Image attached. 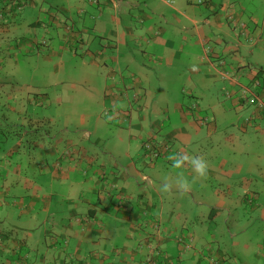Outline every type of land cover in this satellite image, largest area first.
Masks as SVG:
<instances>
[{
	"label": "crops",
	"instance_id": "0c3cea01",
	"mask_svg": "<svg viewBox=\"0 0 264 264\" xmlns=\"http://www.w3.org/2000/svg\"><path fill=\"white\" fill-rule=\"evenodd\" d=\"M257 72L264 0H0V264H264Z\"/></svg>",
	"mask_w": 264,
	"mask_h": 264
},
{
	"label": "built area",
	"instance_id": "2783aa9c",
	"mask_svg": "<svg viewBox=\"0 0 264 264\" xmlns=\"http://www.w3.org/2000/svg\"><path fill=\"white\" fill-rule=\"evenodd\" d=\"M211 1L212 0H199V3L205 4V3H210ZM93 2L94 3L98 2V0H93ZM226 19L228 20L229 23H231L234 26H237V25H239L240 27L244 26V23L238 22L235 20V16L231 8L227 9ZM229 74H230L229 72L222 70L220 73V78L223 80H229L230 78ZM260 74L259 73L256 74V77L253 79V82H252V88L255 90V93L252 91H248V89L247 90L244 89L243 91L240 92L239 97L243 99V96H242L243 92L245 93L248 91L249 96H245V98L248 100V103L254 104L257 108L260 109V111H262V113H264V97L259 92L260 89H258L261 87V81H260V78L258 77ZM246 119H247V122H249L250 119L249 118H246ZM201 122H204V120H201ZM142 146L146 152V155L150 157L149 158L150 161H153L159 158L160 156H165L167 153H171L172 151V149H170L171 144L167 142L154 141L151 139H147L146 141H144ZM66 154L67 155L69 154L68 151H66ZM111 187L114 188V186H111ZM117 194L118 196H120L119 198H121L122 194L120 193H117ZM148 213L149 212L146 209L141 210V217L143 218V223L149 222V226L151 228L150 232L148 233V237H147L148 243H146V246H147V249H151V252H149V254H152V252L155 249H157L156 236L160 232V221L159 219H156L154 217L151 218L150 215H148ZM158 259H162V260L166 259L165 253L161 250H158ZM211 262L212 264H221L220 262H216V261H211Z\"/></svg>",
	"mask_w": 264,
	"mask_h": 264
},
{
	"label": "rangeland",
	"instance_id": "374dc122",
	"mask_svg": "<svg viewBox=\"0 0 264 264\" xmlns=\"http://www.w3.org/2000/svg\"><path fill=\"white\" fill-rule=\"evenodd\" d=\"M91 1H93V0H91ZM47 41V40H46ZM43 47H44V44H43ZM262 75L264 76V74L263 73H261L258 77L260 78V81H261V87L260 88H258V89H260L259 90V92L262 94V96L264 97V78L262 77ZM229 77H235L233 74H229ZM219 79V78H218ZM224 81H226V82H228V80H223V79H220V80H218V87H222V86H224V96H228V94H229V90L231 89V87L230 86H228L227 85V83H225ZM245 85H247V87H245V89L247 90L248 89V91H252V92H254L255 93V90L252 88V82L251 81H248ZM239 90L240 89H237V93L239 92ZM248 91L247 92H243V99H242V101H241V103H248V100L245 98V96H249V93H248ZM227 92V93H226ZM116 93L118 94V95H123L124 94V92L122 91V90H116ZM220 98L222 99L223 98V95H220ZM241 99V98H240ZM249 105L250 106H253L254 107V104H252V103H249ZM247 118V117H246ZM246 118H244V122H247V119ZM205 122V121H204ZM41 141H42V139H41ZM40 144H42V143H40ZM169 144H171V146H170V149H172V152L174 151L173 149H174V147H173V143L171 142V143H169ZM44 148V146H41V149H43ZM146 157H147V159H149L150 157L149 156H147L146 155ZM38 164H43L42 162H40L39 161V163ZM50 164V163H49ZM44 165V164H43ZM247 196V194L244 196V198L243 199H245V202H246V205H249V204H253V200H252V198L253 197H246ZM246 197V198H245ZM244 202V203H245ZM244 210H246V211H249V209H243V213H242V217L243 218H245V215H244ZM230 219V213L228 212V210L227 211H225V213H224V221L226 222L227 220H229ZM160 229H161V224H160ZM63 242H65V241H63ZM153 250V249H152ZM147 254H146V257L148 258H145L146 260H145V262H151L152 261V257L154 256V257H156V258H158V251H156V249L152 252V254H149V252H151V249H147ZM164 252V251H163ZM165 253V252H164ZM165 256H166V253H165ZM150 257V258H149ZM209 261H210V264H212V262L211 261H216V262H220L218 259H215L214 257L213 258H211L210 257V259H209Z\"/></svg>",
	"mask_w": 264,
	"mask_h": 264
},
{
	"label": "clouds",
	"instance_id": "9594fccd",
	"mask_svg": "<svg viewBox=\"0 0 264 264\" xmlns=\"http://www.w3.org/2000/svg\"><path fill=\"white\" fill-rule=\"evenodd\" d=\"M186 161H188V157L181 155V154H177L173 158L172 166L177 169L182 168ZM190 164H191L193 172L197 176H199L200 178L206 177L207 171H208V164L203 158L193 157L190 160ZM178 184L180 185L181 188L187 187V183L183 180L178 181ZM165 187L167 188L168 185H165Z\"/></svg>",
	"mask_w": 264,
	"mask_h": 264
},
{
	"label": "trees",
	"instance_id": "16d2710c",
	"mask_svg": "<svg viewBox=\"0 0 264 264\" xmlns=\"http://www.w3.org/2000/svg\"><path fill=\"white\" fill-rule=\"evenodd\" d=\"M258 73H259V72H257L256 74H258ZM255 76H256V75H255ZM255 76H254V77H255ZM262 77L264 78V76H263V75H262ZM116 194H117V193H115V195H116ZM117 195H118V194H117Z\"/></svg>",
	"mask_w": 264,
	"mask_h": 264
}]
</instances>
